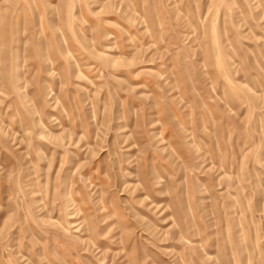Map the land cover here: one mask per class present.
Returning a JSON list of instances; mask_svg holds the SVG:
<instances>
[{
    "label": "rangeland",
    "instance_id": "1",
    "mask_svg": "<svg viewBox=\"0 0 264 264\" xmlns=\"http://www.w3.org/2000/svg\"><path fill=\"white\" fill-rule=\"evenodd\" d=\"M0 264H264V0H0Z\"/></svg>",
    "mask_w": 264,
    "mask_h": 264
}]
</instances>
